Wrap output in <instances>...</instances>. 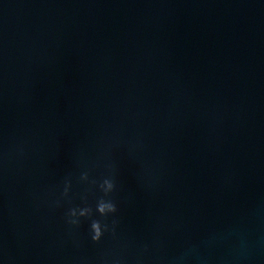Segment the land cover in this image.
<instances>
[{"label":"water","instance_id":"obj_1","mask_svg":"<svg viewBox=\"0 0 264 264\" xmlns=\"http://www.w3.org/2000/svg\"><path fill=\"white\" fill-rule=\"evenodd\" d=\"M106 163L119 237L76 247L103 194L52 202ZM0 259L264 264V0H0Z\"/></svg>","mask_w":264,"mask_h":264},{"label":"clouds","instance_id":"obj_2","mask_svg":"<svg viewBox=\"0 0 264 264\" xmlns=\"http://www.w3.org/2000/svg\"><path fill=\"white\" fill-rule=\"evenodd\" d=\"M22 154V150H19ZM79 166V165H78ZM82 170L78 176L69 173L66 175L57 189L56 198L52 202L55 208H62L65 202H71L73 196L74 183L86 184L98 188L103 194L95 204V210L89 206H71L64 212V222L69 229V235L73 238V244L80 246L76 238L82 225H88L87 237L96 245H100L106 237L117 240L119 237L120 221L119 207L115 199L118 191V184L115 175V168L111 163H106L107 174L98 180L92 176L90 168L80 166ZM98 214V217H97ZM145 247L144 251H147ZM0 264L3 260L0 259ZM102 264H109L107 259H102ZM112 264H121L120 260L113 261Z\"/></svg>","mask_w":264,"mask_h":264}]
</instances>
